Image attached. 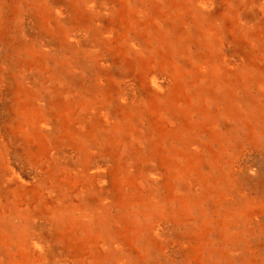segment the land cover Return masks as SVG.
Returning a JSON list of instances; mask_svg holds the SVG:
<instances>
[{"label":"rangeland","instance_id":"374dc122","mask_svg":"<svg viewBox=\"0 0 264 264\" xmlns=\"http://www.w3.org/2000/svg\"><path fill=\"white\" fill-rule=\"evenodd\" d=\"M0 264H264V0H0Z\"/></svg>","mask_w":264,"mask_h":264},{"label":"bare ground","instance_id":"6f19581e","mask_svg":"<svg viewBox=\"0 0 264 264\" xmlns=\"http://www.w3.org/2000/svg\"><path fill=\"white\" fill-rule=\"evenodd\" d=\"M170 1H172V0H170ZM172 4V3H171ZM200 8V7H199ZM212 9V8H211ZM189 17V16H188ZM188 19V18H187ZM169 20V19H168ZM187 22V21H186ZM193 23V22H192ZM192 23H191V25H192ZM187 24V23H186ZM185 24V25H186ZM202 25V24H201ZM199 26V25H198ZM190 28V27H189ZM187 29V28H186ZM195 29V28H194ZM218 32V31H217ZM215 33H216V31H215ZM212 38V37H211ZM231 38V37H230ZM211 42V41H210ZM233 60V59H232ZM230 61V60H229ZM235 62V61H234ZM223 63V62H222ZM231 68H232V66H231ZM238 69V68H237ZM155 78V77H154ZM153 78V79H154ZM156 79V78H155ZM154 81V80H153ZM156 82V81H155ZM158 84V83H157ZM161 86V85H160ZM158 88V87H157ZM193 88V87H192ZM154 89V88H153ZM159 90H160V87H159ZM72 98V97H71ZM80 99H82V98H80ZM126 100V99H125ZM128 100V99H127ZM76 108V107H75ZM248 109V108H247ZM65 117H66V115H65ZM48 129V128H47ZM11 151V150H10ZM187 157V156H186ZM12 162V161H11ZM181 163V162H180ZM50 170V169H49ZM7 175H8V177H9V182H10V186L11 185H13V184H18V185H21V187H22V189H23V192H22V198H24V196H27V195H31V193L34 191V189H33V187H31V186H27L26 184V178H27V175L22 171V169H13V168H11L10 170H8L7 171ZM56 176V175H55ZM117 183V182H116ZM122 184V183H121ZM122 186V185H121ZM33 189V190H32ZM52 194V193H51ZM54 195V194H53ZM85 196V195H84ZM69 200V199H68ZM36 219V216H35V218L33 217V218H31L30 220H29V222H28V225H29V227L30 228H32V229H35V220ZM169 227H171V226H169ZM33 244H34V246L35 247H37V248H39V246H38V243H37V241L35 242L34 240H33ZM162 247V246H161ZM158 260V259H157ZM156 262V261H155Z\"/></svg>","mask_w":264,"mask_h":264}]
</instances>
